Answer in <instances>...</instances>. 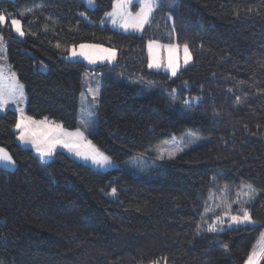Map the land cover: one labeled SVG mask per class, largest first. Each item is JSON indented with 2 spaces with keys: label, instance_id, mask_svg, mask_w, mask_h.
<instances>
[{
  "label": "trees",
  "instance_id": "trees-1",
  "mask_svg": "<svg viewBox=\"0 0 264 264\" xmlns=\"http://www.w3.org/2000/svg\"><path fill=\"white\" fill-rule=\"evenodd\" d=\"M112 5L0 0L25 32L15 34L10 18L0 24L25 113L75 129L90 71L101 86L88 136L115 161L185 131L205 140L144 175L100 170L60 150L40 158L17 142L18 113L0 112V146L16 163L0 167V264H245L264 231V0H164L141 33L102 23ZM150 40L187 42L192 62L176 76L149 69ZM83 42L114 48L115 61L88 67L62 56ZM242 182L259 193V223L225 217L222 232L207 231L201 214L221 215Z\"/></svg>",
  "mask_w": 264,
  "mask_h": 264
},
{
  "label": "snow or ice",
  "instance_id": "snow-or-ice-1",
  "mask_svg": "<svg viewBox=\"0 0 264 264\" xmlns=\"http://www.w3.org/2000/svg\"><path fill=\"white\" fill-rule=\"evenodd\" d=\"M164 0H113L112 10L106 12L114 26L124 30V32L142 31L146 24L150 23V18L154 11L163 6ZM87 5L94 7V0H86ZM134 4L139 5L138 11L131 10ZM31 11V10H29ZM11 13L7 9H0V24H4L6 18H11ZM23 15V14H21ZM81 16L84 13L80 14ZM169 15H171L169 13ZM103 22V21H102ZM14 31L21 37L25 35L22 30L20 19H11ZM47 31V28H45ZM174 31V29H173ZM56 47H60L59 44ZM183 49V64L187 66L192 60V53L189 44L184 42L161 44L157 40L148 42V68L159 69L162 66L171 72L172 76H176L181 68L180 49ZM0 48H3V36L0 35ZM160 50L166 52V57L160 54ZM71 55L73 57L80 56L88 62V64H96L97 61H107L111 63L116 59V50L113 48H104L99 44L81 43L79 51L76 46L72 47ZM7 72V74H6ZM89 92L92 93L93 100L99 95L98 90L93 91L89 86ZM83 96V94H82ZM237 97V101H239ZM26 100L24 85L19 82L14 71H10L7 66L0 65V111H3L9 103L16 105L15 111L18 113L14 128L18 132L17 140L24 145H31L40 158L52 157L57 147L68 149L69 152L84 160H91L93 164L100 166L111 164L109 156L105 155L91 140L85 136V131L77 127L74 131H69L62 124L49 120L48 117L37 120L33 116L27 115L20 105ZM187 103V101H185ZM84 105L82 103V111ZM83 123V121H82ZM90 124H85V129L90 128ZM176 137L173 136V140ZM183 140V138H181ZM195 139H190L185 147L195 143ZM183 148L176 146L174 148L160 147L157 149L160 159H164L167 155L168 159H174L178 152ZM0 160L12 162V157L0 148ZM8 167V165H5ZM228 186L225 185L221 190L227 192ZM116 189L112 188V194H116ZM259 193L251 184L241 183L240 190L236 193V198L231 202L225 201L226 207L221 215H214L211 222L204 220V214H201V220L207 224V231L222 232L225 224V217H228L230 224L236 225H257L259 222L252 216V208ZM236 204L235 214L232 205ZM219 207V205H218ZM205 211H210L205 208ZM197 234H199L200 225L197 226ZM227 248V245H225ZM264 260V232L260 233L258 245H254L250 251L245 264H260Z\"/></svg>",
  "mask_w": 264,
  "mask_h": 264
},
{
  "label": "rangeland",
  "instance_id": "rangeland-1",
  "mask_svg": "<svg viewBox=\"0 0 264 264\" xmlns=\"http://www.w3.org/2000/svg\"><path fill=\"white\" fill-rule=\"evenodd\" d=\"M85 1V4L88 8H90L87 3H86V0ZM94 6H95V0H94ZM91 8H94V7H91ZM139 9V5L138 4H134L131 8V10L133 12L135 11H138ZM112 10V8H111ZM109 10V12L111 11ZM12 18H15V19H19V18H16V17H11L9 19V22H10V26L13 30V32L15 34H17L15 31H14V27L12 26V23H11V19ZM7 20V18H6ZM103 21V22H102ZM102 23H106L108 24L109 26H111L112 28L114 29H117V30H120V31H123V29L117 27V26H114L111 22V20L106 17L105 15L103 16V19H102ZM6 23V21H5ZM4 23V24H5ZM22 26V24H21ZM145 27V26H144ZM22 30L24 31L23 27H22ZM143 31V30H142ZM142 31H132V30H129V32H138V33H141ZM0 35L3 36L2 32L0 31ZM18 35V34H17ZM19 36V35H18ZM159 41V40H157ZM149 42V41H148ZM161 44H167V43H170V42H163V41H159ZM83 43H87V44H98V43H92V42H83ZM171 43H178V42H171ZM81 43L77 44V45H71V46H68V47H65L63 48V54L62 56L65 58V59H68V60H82L83 62L86 63V65L88 67H94L96 65H99V64H111L113 63L115 60H113L111 63L107 62V61H97L96 64H88V62L86 60L83 59V57H80V56H76V57H73L71 55V51H72V47L73 46H76V50L79 51V45ZM101 45L102 47L104 48H112V47H109V46H105V45H102V44H99ZM182 45V44H181ZM114 49V48H113ZM7 46H6V40L3 36V48H0V65H5L7 66V68L12 71L11 69V65L9 64L8 62V58H7ZM147 54H148V59H149V52H148V43H147ZM160 54L165 56L166 57V52H164L163 50H160ZM180 56H181V68L183 66H185L183 64V49L181 47L180 49ZM192 60L189 62L191 63ZM42 68H45L43 65H42ZM152 70H160V71H166V72H169L171 73L169 70H167L165 67H161L159 69H156V68H152ZM7 74V72H6ZM20 82V81H19ZM21 83V82H20ZM89 86H91L92 90L93 91H97L98 92L100 91V86H101V79H100V76L94 72H90V71H87L85 74H84V77H83V90L82 92L80 93V96H79V101H78V118H77V127H80L81 130L85 131V136L87 137V139L91 140L88 136L89 133L91 132H95L97 130V127H98V121H97V113H98V107H99V95L96 96L95 100H93V96H92V93L89 92ZM24 92H25V89H24ZM83 94V96H82ZM25 96H26V93H25ZM27 98V97H26ZM197 99V96H189L187 98V100H196ZM82 103L84 105V108H83V111H82ZM9 104H13V103H9ZM16 106V105H15ZM83 121V123H82ZM85 124H90L91 127L88 128L87 130L85 129ZM76 127V128H77ZM75 128V129H76ZM75 129H68L69 131H74ZM176 139L173 140V137L169 140H165L163 141L162 143H159L155 146H152L150 148H148L144 154H138V155H134V156H131V157H128V158H125L123 159L122 161L120 162H117L115 161L114 159H112L108 154H106L103 150H101L96 144V146L102 151L105 153V155L109 156L110 159H111V164H108V165H104V166H100V165H97V164H93L91 162V160H84L80 157H77L75 156L73 153L69 152L68 149H65V148H62V147H57L56 151L57 150H60V151H63L65 152L66 154H68L70 157L72 158H75L83 163H86L90 166H92L93 168L95 169H100V170H107V169H110V168H113V167H123V168H126V169H129L131 170L133 173L137 174V175H144V174H147L151 169L157 167L161 161V159L159 158L158 156V152H157V149L160 148V147H168V148H174L176 146H179L180 148H183V151L181 152H178L176 154L179 155L180 153L184 152L185 150L191 148V147H194V146H197L199 144H202L205 140L204 137L202 136H199L193 132H190V131H185L184 133L180 134V135H175ZM183 138V140L181 139ZM190 139H195V143H192L191 145H189L188 147H185V144L188 143V141ZM92 141V140H91ZM18 142V141H17ZM92 143L94 144V142L92 141ZM21 145V144H20ZM23 147H25V145H22ZM0 148H3L7 153L8 155L9 152L7 151V149L3 146H0ZM34 149V148H33ZM35 154H37L35 152V149L33 151ZM11 156V155H10ZM164 158H168L167 155H165ZM12 162H9L7 160H0V167L1 168H4V169H8V170H12L15 168L16 166V163L14 161V159L12 158ZM5 165H8V167H5ZM235 214V213H234ZM264 232V231H263ZM259 240V239H258ZM258 240L256 242L255 245H258ZM246 262V261H245ZM150 264H160V263H150Z\"/></svg>",
  "mask_w": 264,
  "mask_h": 264
},
{
  "label": "crops",
  "instance_id": "crops-1",
  "mask_svg": "<svg viewBox=\"0 0 264 264\" xmlns=\"http://www.w3.org/2000/svg\"><path fill=\"white\" fill-rule=\"evenodd\" d=\"M25 105H26V100L20 105L21 107H23L24 108V110H25ZM7 108H12V109H16V106H15V104H9V105H7L6 106V108L3 110V111H0V112H4ZM38 120V119H37ZM40 120V119H39ZM17 135H18V132L16 131V137H17ZM17 139V138H16ZM18 141V140H17ZM19 142V141H18ZM20 143V142H19ZM21 145H24V144H22V143H20ZM25 147H29V148H31L33 151H34V149L32 148V146L29 144V145H25Z\"/></svg>",
  "mask_w": 264,
  "mask_h": 264
}]
</instances>
